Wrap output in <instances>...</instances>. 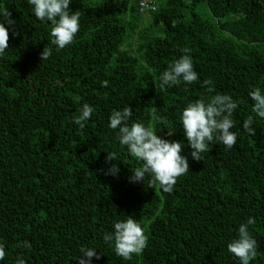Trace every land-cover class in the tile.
<instances>
[{
    "label": "trees",
    "instance_id": "trees-1",
    "mask_svg": "<svg viewBox=\"0 0 264 264\" xmlns=\"http://www.w3.org/2000/svg\"><path fill=\"white\" fill-rule=\"evenodd\" d=\"M72 0L80 29L62 50L50 22L27 0H0L15 20L0 55V264H239L227 250L249 217L264 264V118L249 92H264V0ZM3 16L0 15V22ZM45 47L49 59L41 61ZM189 48L199 81L161 89L160 76ZM107 80V87L101 82ZM205 80L212 81V92ZM216 93L238 102L232 149L213 141L202 161L191 156L180 116L188 103ZM84 103L93 113L81 130L73 120ZM130 106L132 121L162 139L179 141L189 162L173 191L130 182L143 161L131 157L109 127L113 110ZM254 118L256 135L243 121ZM160 118L166 122L162 123ZM168 132H173L172 136ZM107 152L118 161L106 162ZM112 164L119 172L108 174ZM132 216L148 246L125 260L104 234ZM31 247H18L23 241Z\"/></svg>",
    "mask_w": 264,
    "mask_h": 264
},
{
    "label": "clouds",
    "instance_id": "clouds-1",
    "mask_svg": "<svg viewBox=\"0 0 264 264\" xmlns=\"http://www.w3.org/2000/svg\"><path fill=\"white\" fill-rule=\"evenodd\" d=\"M72 0H27L32 6V11L37 20L50 22L51 44L62 50L73 43L80 29V12H71L69 5ZM145 7L141 0V10ZM2 22H0V55L9 48V31L5 24L11 26L16 22L11 18V13L5 9ZM182 55L172 61L160 76V87L171 88L184 84H192L199 81L198 73L194 70L190 49L183 48ZM51 49L45 47L41 53V61L50 58ZM109 82H101L102 87H107ZM212 81L205 80L203 86L212 92ZM254 102L252 111L264 118V92L259 87L249 92ZM238 107V102L228 94L216 93L207 101L197 99L188 103L183 109L180 121L188 146L192 149L191 156L195 161H202L201 154L210 151L209 144L213 141L222 143L227 149H232L237 142V135L232 131L234 121L231 116ZM94 109L87 103L80 108V114L74 117L73 122L82 130ZM133 111L130 106L121 110H113L109 116V127L117 130L116 139L120 145L127 148L131 157L143 161L141 167L132 170L130 182H144L146 177L150 188L159 186L164 192H172L177 179L189 171V162L182 155L184 147L179 141L162 139L154 133L151 126L132 121ZM161 122H166L160 118ZM254 118L250 115L243 121L244 130L252 136L256 135V129L252 126ZM173 132H168L172 136ZM118 161L115 152H107L106 162ZM119 168L112 164L108 174L116 175ZM256 223L255 218L249 217L246 223L238 228V238L227 245V250L239 261V264H250L257 257V242L249 231V225ZM113 232L104 234V241L111 242L115 254L125 260H131L133 255H141L148 246V237L140 223L132 216L126 220L115 222ZM18 247H31L29 241H23ZM95 248H81V257L77 264H90L91 258L100 259ZM6 256L5 246L0 243V261ZM15 264H25L24 259L17 258Z\"/></svg>",
    "mask_w": 264,
    "mask_h": 264
},
{
    "label": "built area",
    "instance_id": "built-area-1",
    "mask_svg": "<svg viewBox=\"0 0 264 264\" xmlns=\"http://www.w3.org/2000/svg\"><path fill=\"white\" fill-rule=\"evenodd\" d=\"M144 4H145V7L143 8L144 11L156 9L154 0H144ZM140 6H141V3H140Z\"/></svg>",
    "mask_w": 264,
    "mask_h": 264
}]
</instances>
